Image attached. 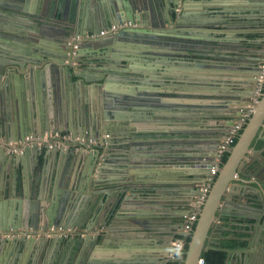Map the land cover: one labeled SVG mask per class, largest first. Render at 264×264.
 Wrapping results in <instances>:
<instances>
[{"label": "water", "instance_id": "95a60500", "mask_svg": "<svg viewBox=\"0 0 264 264\" xmlns=\"http://www.w3.org/2000/svg\"><path fill=\"white\" fill-rule=\"evenodd\" d=\"M35 1L0 0V16L4 12L15 18L0 19V196L10 197L8 205L0 209V228L46 229L63 225L85 229V235L68 239H0V264H8L7 258L12 255L16 259L11 264H31L41 256L46 258L45 264H175L169 258L171 244L158 250L138 241L140 236L128 234L156 227L161 216L155 210L133 213V199L128 196L133 193V182L123 180L120 184L122 181L108 172L131 173L129 170L137 164L151 168L143 165L151 164L153 155L145 153L149 148L138 145L158 131L146 125L183 121L185 109L194 112L212 108L202 98L223 97L222 107L232 110L235 106L241 115L240 105L252 96L254 80H247L249 83L242 87L246 101H239V97L233 100V95L221 92L223 89L209 86L232 81L214 71L222 66L202 64L197 57H215L208 49L242 50L249 43L246 36L236 45L230 32H223L219 39L216 29L210 31V24L216 23L210 18L214 9L233 14L250 7L249 13L264 17V0L251 5L243 2L246 0H38L40 7L33 11L31 4ZM199 1L202 3H196ZM26 17L35 22H26ZM126 21L137 26L85 42L73 51L70 41L76 34L99 32L111 23ZM213 36L218 39L212 41ZM96 45L102 48L82 51ZM252 59L257 72L258 59ZM82 65L85 70H79ZM181 66L189 71L176 73L174 67ZM190 67L210 70L199 77L191 74ZM167 79H174V84L180 86L174 91L170 87L163 90L161 86ZM112 81L118 82L119 89L111 90ZM208 82L207 88L202 89L205 91H201L200 86ZM95 90L102 93L99 99ZM55 129L77 134L88 131L99 143L89 152L39 148L36 143L21 145V153L7 152L10 141L19 142L29 134L43 135ZM260 138H264V92L218 172L186 257L176 264H198L203 250L212 249L206 243H215L212 230L219 228L222 216L240 215L233 209L243 203L239 194L247 196L242 190L238 192L241 175L252 176L254 171L262 175L264 171L248 161L250 150ZM112 147H117L122 157L108 155ZM193 151L196 153L182 159L194 161L187 163L208 174L215 153L199 148ZM116 160L123 163L118 167ZM189 177L199 178L194 169ZM201 178L194 188L199 193L205 181ZM258 179L262 181L263 177ZM115 180L121 185L120 191L114 188ZM260 202L262 214L256 215L257 221L249 225L239 264H264V198ZM103 228L122 232L114 244L124 253L112 258L96 254L98 246L105 247L110 242L111 236L101 231ZM176 238L168 237L169 241ZM232 263L229 250L225 264Z\"/></svg>", "mask_w": 264, "mask_h": 264}, {"label": "crops", "instance_id": "0c3cea01", "mask_svg": "<svg viewBox=\"0 0 264 264\" xmlns=\"http://www.w3.org/2000/svg\"><path fill=\"white\" fill-rule=\"evenodd\" d=\"M258 1L260 0H246L243 2L251 5ZM196 3H202V1ZM31 7L33 11H35L38 7H40L39 1H35L34 5L31 4ZM219 10L220 9L216 8L210 14V18L216 22L215 24H210V31H213L212 29H216L215 35H218L220 37L219 39H222L223 32H230L229 35L236 45L239 44L238 41L240 39H243V37L246 36L249 43L247 42L246 47H244L242 50L238 48H230V50L224 49L223 51L218 50L219 48L208 49V51L214 54L215 57H197L202 64L206 63L210 65V63H216L222 66L218 69H215L214 71L222 74L224 78L232 80L231 82L228 81L221 84L217 82L214 85L210 84V82L204 85L200 84V90L205 91L202 89L207 88V85L210 84L209 86H214V88L218 90L223 89L221 92H227L228 94L233 95V100H236L239 97V101H246L247 99L244 98L247 95L244 94L242 87L243 85L246 86V84L249 83L246 82L247 80H254V73H257L252 66V62H254L255 60L254 58L253 60L252 57L257 58V62L259 63L264 54V17H260V14L258 13H249L248 11L250 10V7L245 8V11L243 13L237 12L233 14H221ZM214 11H216L215 14ZM7 18H10L13 21L15 20V18L7 16V14H5L4 12L3 16H0V19L2 20H6ZM25 21L28 23L35 22L27 17L25 18ZM112 24L113 23H111L110 25ZM106 28L103 27V29ZM216 39H218L216 38V36L212 37V41ZM258 43H262V45H259ZM99 48L102 47L96 45V47L94 48H86L82 51H89L92 49L98 50ZM212 51H215L216 53L219 52L222 55L218 56ZM225 54H227V56H225ZM82 67L83 70H85V65H82L79 70H82ZM190 69H192L191 74H197V76L199 77L205 76L207 71L210 70V68L206 67H190ZM174 71L176 73H186L189 71V68L186 69L182 66L178 68L174 67ZM173 81L174 79H167V83L163 84L161 88L166 91L168 87H170V89L174 91L173 88L177 89V87L180 85L174 84ZM110 84V88L112 91L119 89L120 85H118V82L112 81V83ZM192 86L198 87L196 85ZM94 92L97 96V99L102 96V93H100L99 91L95 90ZM92 97H94V95H92ZM202 99L205 100V102L211 104L210 106H212V108H198L195 109L194 112L185 109V111L183 112L185 113V115L182 116L183 121H165L157 122L156 125H146L147 127H149V129H155L159 133H156V136L154 134L153 137L145 139L146 143L138 145V147L142 149L149 148V150L145 153L153 155L154 161H152V163L149 165H143L150 166L151 168L148 167L146 169V167H140L142 165L137 164L134 165L131 170H129L131 173H116L113 171L108 172V174H113V176L117 177L119 181H122L120 182V184L123 183V180L124 182L130 180L133 182L134 186L133 188L131 187L133 193H129L128 195L131 197V199H133L132 206L135 209V212L133 211V213L151 212L155 210L154 212L161 216V219L157 222L158 225L156 227H150L151 229L147 231H132L128 233L132 234L136 238L137 235L140 236L138 241H145L147 243L146 245L154 247L158 250L162 249V246L164 245L169 246L171 244L170 246L172 247V241H169L168 237L183 236L182 230L185 216L192 208L190 206L188 207V204L192 202L191 198L199 193L198 191L194 190V188L198 186L196 182H199L200 180L198 179L201 177L203 178V181L206 178L205 174H207V172L204 169L199 166H189L188 164L193 163L194 161L188 159L183 160L182 158H187L188 155L196 153V151L193 150L198 148L205 149L206 151L213 152L214 154L215 152L213 151V149L218 147L220 141L227 135V132H229L230 128L236 122H238L241 117L239 113L240 111H235V106H232L230 108L232 110H227L226 108L225 110L222 107L224 104L222 102L225 100L223 97L214 96L213 98L207 97ZM250 100L251 97L248 101H246V103L240 105V109L241 107H247L250 103ZM222 110H225V112H222ZM175 124L178 125L176 126ZM86 132L88 131H82L81 134H84ZM142 149L140 151L144 152ZM117 150V147H112L108 155H112L113 157H115V159L122 157L121 153ZM116 161L114 163H116ZM248 161L250 163H255V166L260 165L261 168L264 169V138H260L254 144L253 148L249 152ZM65 163L68 162H64V164ZM119 163H123V161H117L116 165H121ZM60 166L62 167V165ZM251 166L252 168H254V165ZM114 168L116 167L114 166ZM192 169H194L198 174V179L189 177V173ZM241 176L242 177L240 178L242 180L237 183L239 184L238 192L242 190L243 193H247V196H243V194H237L238 199L241 198L244 204L242 203V205H240L239 207L236 206L235 209H233L234 212L240 213V215L222 216V219L219 222V228L213 229L212 232L214 231V233L211 232L213 234L215 243H206V245H210L212 249L224 248L223 250H225L227 253L226 259L229 255V250H231L233 262L232 264H239L238 260L242 258L243 249L247 244L246 237L249 236V225L257 221L255 216L261 215V211L263 209L262 202L260 201L262 198H264V176L260 175L259 171H254L252 176ZM258 176H260L261 178L263 177V180L260 181L258 179ZM113 182L114 185L117 186L114 188L119 189L117 191H120L121 185L117 183L118 181L115 180ZM9 198L10 197H8L7 194L0 196V209H4V207L8 205L7 203L10 200ZM186 199H188L189 201H186ZM109 230L110 231H107L106 228L101 229V231L107 232L111 237L109 238V245H105V247L98 246L99 249L96 250V254L100 257L106 256L112 258L117 254L124 253L118 251L114 244L118 243V236L122 234V232L112 228H109ZM193 232L194 230L192 231V234ZM116 236L117 238H115ZM188 236H185V238L187 239ZM51 237L63 238L60 236ZM73 237L74 236H72V238ZM235 241H243L244 243L243 245L239 246L233 245L230 247H224V243H232ZM168 246L166 248H168ZM239 249L241 250L239 251ZM201 258H204L203 254ZM15 259L16 255H12L7 258V263L11 264L13 261H15ZM45 259V257L41 256L40 260L32 262L31 264H45L43 262ZM8 260L10 262H8ZM225 262L223 264H225ZM172 263L176 264V261H173ZM28 264H30V262Z\"/></svg>", "mask_w": 264, "mask_h": 264}, {"label": "built area", "instance_id": "2783aa9c", "mask_svg": "<svg viewBox=\"0 0 264 264\" xmlns=\"http://www.w3.org/2000/svg\"><path fill=\"white\" fill-rule=\"evenodd\" d=\"M135 26L131 21H126L123 23H115L102 29L99 32L89 31L86 34H76L72 38L71 47L74 52L80 47V43L84 41H90L98 37H104L110 33L117 32L120 28ZM264 92V54L261 61L259 62V69L255 75L254 79V88L253 94L251 96L250 103L247 107H243L241 117L227 132V135L220 141L217 150L214 154V162L207 174L204 183L201 186L200 193L195 197V199L190 203L191 210L189 214L185 216V221L183 225L182 234L183 236L177 237L172 241V251L169 254V258L173 261L181 259V254L185 250L186 238L185 236L191 235L194 230V226L199 218V214L202 210V207L207 199V196L211 190V187L218 175L219 170L221 169L222 157L226 152H229L235 144V139L239 136L240 132L247 124L252 113L255 110L256 105L260 101ZM108 137V135H105ZM36 143L39 148H57L62 150L75 149L76 151L89 152L93 151L99 140L97 137L90 135L88 132L84 134H77L71 131L65 130H50L46 131L43 135L29 134L25 137L24 140L19 142L10 141L11 148H7V152L10 153H21L23 152L21 145H31ZM82 234L85 235V230L77 227H64L63 225H52L46 229L33 227L30 228H19V229H8L2 230L0 228V239H15L20 237H51V236H60L63 238H69L72 236H77ZM204 258L199 259V264H204Z\"/></svg>", "mask_w": 264, "mask_h": 264}, {"label": "trees", "instance_id": "16d2710c", "mask_svg": "<svg viewBox=\"0 0 264 264\" xmlns=\"http://www.w3.org/2000/svg\"><path fill=\"white\" fill-rule=\"evenodd\" d=\"M239 136L236 137L235 139V143L237 142ZM234 146V144H233ZM230 154V151L229 152H226L224 154V156L222 157V162L221 164H224L228 158ZM264 176V174H262ZM192 239V236H188L187 237V243H186V246H185V250L184 252L181 254V258L184 259L186 257V251L188 249V246H189V243ZM243 241H235V242H232V243H224V247H230V246H239V245H243ZM224 248H219V249H208V250H204L203 252V257L205 259V263L207 264H223L225 262V259H226V256H227V253L225 250H223Z\"/></svg>", "mask_w": 264, "mask_h": 264}, {"label": "flooded vegetation", "instance_id": "af4514ba", "mask_svg": "<svg viewBox=\"0 0 264 264\" xmlns=\"http://www.w3.org/2000/svg\"><path fill=\"white\" fill-rule=\"evenodd\" d=\"M166 10H167V9H166ZM168 11L171 12V7L168 8ZM58 17H59V18H58ZM58 17H57V18H58L59 20H61V19H60V18H61V15H60V14L58 15ZM113 24H115V23H113ZM116 24H117V23H116ZM120 24H121V23H120ZM135 26H137V24H135ZM130 27H134V26H130ZM123 28H128V27H123ZM120 29H122V28H120ZM120 29H119V30H120ZM88 32H89V31H88ZM86 33H87V32H86ZM86 33H85V34H86ZM72 38H73V37H72ZM72 38H71L70 44L72 43ZM85 42H88V41L81 42V43H80V46H81L83 43H85Z\"/></svg>", "mask_w": 264, "mask_h": 264}]
</instances>
